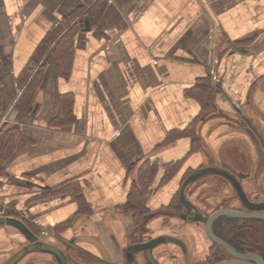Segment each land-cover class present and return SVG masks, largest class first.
<instances>
[{"label":"crops","instance_id":"1","mask_svg":"<svg viewBox=\"0 0 264 264\" xmlns=\"http://www.w3.org/2000/svg\"><path fill=\"white\" fill-rule=\"evenodd\" d=\"M92 4L90 22L83 12ZM73 12L61 30L75 28L69 60L47 48L32 106L19 111V76ZM212 74L220 110L236 111L259 143L222 117L200 118L194 93ZM262 132L264 0H0V216L22 219L49 246L72 240L88 257L122 264L140 175L149 170L144 206L167 208L187 174L218 167L225 146L246 149V163L240 155L231 163L255 173ZM169 219L150 221L152 235L168 232ZM180 228L189 248L194 229L202 236L200 224ZM26 246L0 224V264H56ZM163 246L181 260L180 247Z\"/></svg>","mask_w":264,"mask_h":264},{"label":"water","instance_id":"2","mask_svg":"<svg viewBox=\"0 0 264 264\" xmlns=\"http://www.w3.org/2000/svg\"><path fill=\"white\" fill-rule=\"evenodd\" d=\"M89 23L85 22L84 24V28L85 29H89ZM213 83V82H212ZM216 88H217V93H216V107L215 109L208 114L209 117H219V118H224V122H232L234 123L236 127L239 126V129H237V131H239L240 133L244 134V135H249V139L250 140H255L256 143H259V138L258 136H256V134H253V128L250 124H248L246 122L245 119H243L241 116H239V114L236 111H233L232 113L236 114L237 120L238 121H233L232 118H230L231 116L229 115H225L222 111L223 114H217V112H215V110L219 109L220 110V106L218 105L219 103L217 102V95H218V85L217 83H213ZM237 109V107H236ZM215 112V113H214ZM214 113V114H213ZM207 116V115H206ZM204 118V117H203ZM221 120V119H219ZM242 121V122H240ZM246 135V136H247ZM246 145V144H245ZM258 147V145H257ZM259 150V148H258ZM248 151L250 152V150L248 149ZM224 154L228 157V155H233L232 157L235 158L236 156L240 155L242 157H240L241 159H243L242 161L245 162V158H244V154L243 151L238 149V148H230L225 150ZM233 158H228V162L231 163ZM219 159H221L219 157ZM240 159V160H241ZM246 163V162H245ZM226 165V166H225ZM224 166H212L211 163L209 165H204L200 168H198L197 170L193 171L192 173H190L185 180L182 182L180 189H179V197L180 200L182 201V204L189 210H191L192 215L188 216L185 213H183L181 210L176 209V208H163V209H159V210H154L152 211L149 215L145 216V218L143 219V221L140 224L139 230H140V237L142 238H146L149 237V239L147 241H143L140 243H133L132 242V235L129 238V243L128 245L125 247V258H126V264H131L134 260V256H140L142 254L143 251L147 250H152L153 247H155L156 245L160 244V243H164L167 242L168 244L173 243L174 241H179V242H184L181 238H179L177 235H180L181 232V228L180 227H190L193 224H200V228H202V236L201 237H208L210 240H201L200 243V252L201 250L204 251L206 250V248L209 249L210 244L212 242V244H215L219 247H221L222 249H224L226 252H228L229 254H231L233 256V259H227V260H222L213 264H264V260L262 258H257L255 257L253 254L250 255H242V254H238L236 253L232 246L227 243L225 240L221 239L220 237H218L212 229V224L215 220H217L220 217H224V216H229L232 218H236V219H252V220H257V221H261L264 222V202H251L247 199L246 195H245V186L243 184V181L245 179H247L250 175L249 174H243L241 172L240 167L238 166V164L236 163H231V165H227V163L225 162ZM233 166V169H232ZM251 167V166H250ZM207 177H213V181L214 184H216L217 182L223 181V182H227L229 184V186L231 187V189L234 191V194L231 197H236L238 199V203L239 204H243V206H245L246 208H248L250 211H239V210H235L233 208H228L227 200L224 207L223 208H218L217 210L213 211L211 214H209L208 216H205L202 214L201 209L196 207V204H193L191 200H189L186 196V188L188 186L191 185H196L197 181L202 180L203 178H207ZM206 185V182H202L201 186L198 185L197 187H201V189ZM215 186V190H216V185ZM196 187V188H197ZM200 190V189H199ZM204 192V191H203ZM202 192V193H203ZM221 201L220 203L224 202ZM194 202V201H193ZM219 203V204H220ZM218 204V205H219ZM227 206V207H226ZM263 211V212H260ZM160 216H167L169 217V221H167V228H169L168 232H162L159 235H152L154 230H152L153 232H151L148 229V223L150 221H153L154 219H156L157 217ZM173 220L179 222L181 225H174L173 224ZM204 224V227L201 224ZM0 224H5V225H9V226H13L16 229H18L24 236L26 244H28V246H26V251L30 250L31 248H33V250L35 251H40V252H44V253H48L50 254L54 261L56 262V264H107L105 262H103L102 260H98L96 258L93 257H87L86 256V260L81 261L79 260V258H76L74 255L76 253V251L81 252V250H78L75 248V246L73 245V243H70V241L72 242V240L68 241V240H62L64 241L63 244V248L59 247V246H54L51 247L48 245V243H46L45 241L41 240L38 235L36 233H34L27 225L26 223L19 218L16 217H12V216H0ZM199 228V229H200ZM189 230V229H188ZM195 231V229H194ZM201 231V229H200ZM151 233V235H150ZM168 238V240H167ZM194 246L189 248L186 245V248L184 249V251L182 252V256L184 257V264H198V259L200 257L199 252H198V247L195 242ZM198 244V243H197ZM138 252V253H136ZM139 254V255H138ZM197 255H199L198 257H196ZM195 257L196 260H193L192 258ZM165 264V263H163Z\"/></svg>","mask_w":264,"mask_h":264},{"label":"flooded vegetation","instance_id":"3","mask_svg":"<svg viewBox=\"0 0 264 264\" xmlns=\"http://www.w3.org/2000/svg\"><path fill=\"white\" fill-rule=\"evenodd\" d=\"M245 195L247 199L251 202H264V194L262 198L258 197L259 193L252 194L251 196L249 192L245 191ZM179 198V210H181L186 215L190 216L193 212L191 210L187 209L183 204L182 201ZM227 200V199H225ZM226 201L220 203L219 205L214 208L213 211L217 210L218 208H223ZM227 202H230V205H228V208H233L235 210L239 211H250L248 208L243 206V204H239L238 206L235 204H231V202H238V199L236 197H231L227 200ZM193 204L195 202L192 201ZM224 203V204H223ZM170 206V205H169ZM227 207V206H226ZM171 208V207H169ZM210 213H204L202 211V214L205 216H208ZM263 212V211H260ZM204 227V224H201ZM201 232H202V228ZM213 232L220 237L221 239L225 240L227 243H229L233 250L242 255H250L253 254L257 258H262L264 260V222L252 220V219H234L229 216L220 217L217 220H215L212 224ZM204 231V230H203ZM137 235V236H135ZM134 240H132L133 243H140L143 241H147L149 237L146 238H139L140 237V230L135 233ZM139 235V236H138ZM202 235V234H201ZM168 240V238H167ZM193 240L198 247L199 252V261L198 264H213L222 260L227 259H233V256L226 252L221 247L210 244L209 249L206 248V250L200 252V243L201 240H210L208 237H201L197 234L196 231L193 232V237L190 239ZM178 248L180 247L181 251L183 252L186 248V244L184 242L174 241L173 242ZM198 243V244H197ZM167 242L160 243L152 248V250H145L142 252L140 256H134V260L131 264H163V259H168L173 264H184V257H181V260H178L176 258L177 256L173 253H170L168 251V248H166ZM172 244V243H171ZM138 253V252H136ZM139 255V254H138ZM197 255L196 257H198ZM193 257V256H192ZM193 260H196L195 257L192 258ZM126 258H124V261L122 264H126ZM256 264V263H254Z\"/></svg>","mask_w":264,"mask_h":264},{"label":"trees","instance_id":"4","mask_svg":"<svg viewBox=\"0 0 264 264\" xmlns=\"http://www.w3.org/2000/svg\"><path fill=\"white\" fill-rule=\"evenodd\" d=\"M96 4H92L90 8L85 10L84 19L90 21L91 20V10L94 11ZM79 12V11H77ZM77 12H73L69 14L66 18L62 20V22L53 27L52 30L48 33V35L42 40L38 48L36 49V54L33 56V62L29 64L19 76L18 84L22 85L24 88L18 100L16 101L15 107L19 110L29 109L32 106V98L35 93V88L37 86L39 77L41 75V69L39 68L35 72L34 69L45 53L49 46H53V50L55 52L61 53L63 58L69 60V55L71 54V37L70 34L74 32V26L67 27L66 31L61 34V30L72 21L74 15ZM91 22V21H90ZM63 75H67L68 68L66 65L60 70ZM216 93L217 88L213 83H206L202 87H200L199 91H195V95L198 97L201 103V115L200 118L210 114L216 107ZM193 132V131H192ZM194 138V134L191 136ZM2 157V150H0V158ZM152 170H155L151 168ZM149 171V170H148ZM146 171L144 174L140 175V179L138 183L133 187L130 192V202L132 205V215H131V230H132V238L139 231V227L145 216L149 215L151 212L144 206V197L146 193V186L149 181L147 180L148 175ZM190 174V173H189ZM187 174V176L189 175ZM169 176V174L167 175ZM180 205L178 195L174 196L170 206L171 208H177ZM31 229V228H30ZM34 233H36L33 229H31Z\"/></svg>","mask_w":264,"mask_h":264},{"label":"rangeland","instance_id":"5","mask_svg":"<svg viewBox=\"0 0 264 264\" xmlns=\"http://www.w3.org/2000/svg\"><path fill=\"white\" fill-rule=\"evenodd\" d=\"M215 112H217V114H223L221 112V110H219V109L218 110L216 109ZM229 116H231L230 118H232L233 121H238L237 120V117H236V114L229 113ZM240 122H242V121H240ZM236 128L239 129V126L236 127ZM262 133H261V135H262ZM248 136L249 135H247V137ZM243 143H244V141H241L240 144L243 145ZM225 145H226V143L224 142L223 143V146H225ZM226 149L227 148L225 146L221 150V152L218 154V157H217V160H219L218 161V164H217L218 166H224L225 165V162L227 163V165H231L228 162V160H229L228 158H232L233 155H228V157H227L224 154V152H225ZM242 150H243V153H246V149H242ZM208 153H209V151H208ZM219 157L221 159H219ZM214 162L215 161H213V163ZM232 169H233V166H232ZM254 169H255V173H253L247 179H245L243 181V184L245 186V191L249 192V194L251 196H253L252 194L259 193L258 194V197L259 198H262L263 197V194H264V152H262V155H260V159L258 161V165ZM212 178L213 177H207V178H203L200 181H197L196 182V185H194L189 192L187 191V194H186V196H187V198L189 200L195 202L196 207L198 209L200 208L201 211H203L204 213L206 212L207 214L210 213L211 211H213L214 208H216V206L221 201H224L225 199H230V196H232L234 194V191L231 189V187L229 186V184L227 182H223V181L218 180L219 182H217L216 184H214V181H213ZM202 182H206V185L203 187V189L197 190V188H198L197 186L198 185L201 186ZM214 185H216V190H215V186ZM226 204L227 205H230V202H227ZM231 204H235L237 206L239 205L238 202H231ZM135 236H137V235H135ZM135 236H133V238H132L133 240H134V238L136 239ZM139 238H141V237H139ZM74 256L76 258H79V260H81V261L86 260V255L83 254V253H81V252L76 251V253H75Z\"/></svg>","mask_w":264,"mask_h":264},{"label":"built area","instance_id":"6","mask_svg":"<svg viewBox=\"0 0 264 264\" xmlns=\"http://www.w3.org/2000/svg\"><path fill=\"white\" fill-rule=\"evenodd\" d=\"M212 80L214 81V82H217L218 80L216 79V75L215 74H212ZM236 105V104H235ZM47 231H45V230H43V231H41V235L43 236V235H47Z\"/></svg>","mask_w":264,"mask_h":264}]
</instances>
